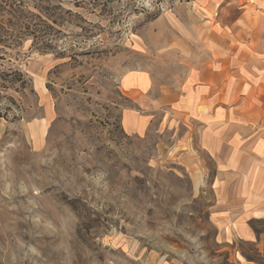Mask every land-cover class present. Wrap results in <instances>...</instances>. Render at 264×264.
<instances>
[{
	"label": "rangeland",
	"instance_id": "rangeland-1",
	"mask_svg": "<svg viewBox=\"0 0 264 264\" xmlns=\"http://www.w3.org/2000/svg\"><path fill=\"white\" fill-rule=\"evenodd\" d=\"M17 1L16 16L0 4V72L22 74L0 94V264H264L263 222L254 242L214 222L213 161L170 152L184 90L219 82L222 62L264 66V0Z\"/></svg>",
	"mask_w": 264,
	"mask_h": 264
},
{
	"label": "crops",
	"instance_id": "crops-1",
	"mask_svg": "<svg viewBox=\"0 0 264 264\" xmlns=\"http://www.w3.org/2000/svg\"><path fill=\"white\" fill-rule=\"evenodd\" d=\"M223 31L231 30L244 17L240 7L236 17L224 11ZM235 48L225 47L217 61L233 58ZM209 71L219 82L187 88L172 103L175 115L184 119L187 132L170 147L185 169L205 171L202 154L215 164L213 187L217 196L213 215L219 232L227 241L261 240L255 223H264V82L249 83L245 74H264V66H225ZM225 76L233 75L232 80ZM228 80V81H227ZM201 119L195 128L191 123ZM124 125L129 133L143 134L151 123L148 115L126 110ZM196 138H193V135Z\"/></svg>",
	"mask_w": 264,
	"mask_h": 264
},
{
	"label": "trees",
	"instance_id": "trees-1",
	"mask_svg": "<svg viewBox=\"0 0 264 264\" xmlns=\"http://www.w3.org/2000/svg\"><path fill=\"white\" fill-rule=\"evenodd\" d=\"M24 2V1H23ZM16 3H18V1L17 0H0V4L2 5V6H8L9 7V14H11V15H14V16H16V15H18L20 12H22V8L21 7H23L24 6V3H22V2H19L18 3V5L16 4ZM2 75L3 74H1V72H0V94H1V91L3 90V89H5L6 87H8V86H5V84H2V81H4L3 83H5V82H10V83H12V84H14L16 81H18L19 79H22L21 77H22V74L21 73H17V76H18V78H13V79H10V80H6L5 78H3L2 77Z\"/></svg>",
	"mask_w": 264,
	"mask_h": 264
}]
</instances>
